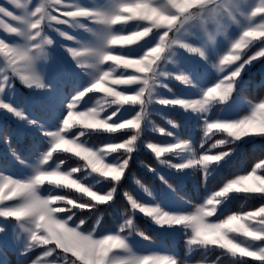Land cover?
Listing matches in <instances>:
<instances>
[{
  "label": "snow or ice",
  "instance_id": "obj_1",
  "mask_svg": "<svg viewBox=\"0 0 264 264\" xmlns=\"http://www.w3.org/2000/svg\"><path fill=\"white\" fill-rule=\"evenodd\" d=\"M248 2L104 0L89 8L76 0H8L16 11L0 6V29L13 37H0V112L36 128L43 138L30 146L29 163L12 133L0 126V142L30 168L29 175L14 178L0 164V253L13 243L23 264H192L188 257L196 254L197 264H249L247 258L264 264V206L230 209L241 198L264 201V97L245 96V75L257 63L264 68V0L251 8ZM64 27L89 37L80 39ZM51 32L76 45L60 47L90 81L83 90L73 85L70 97L54 92L39 68L56 44ZM16 80L33 92L51 94V106L42 105L51 108V128L43 118L29 116L23 102L4 99L14 94ZM162 109L178 111L199 127V149L181 138L180 126ZM230 112L234 118H228ZM154 113L172 130L157 126ZM146 131L170 140L144 141ZM93 133L126 138L94 147L82 139ZM258 141L259 161L250 169L233 168L243 145ZM141 147L156 163L142 166L182 203L165 207L162 191L156 194L134 180L151 202L125 190L124 210L105 226L101 207L115 209ZM73 157L82 163L69 166ZM226 169H233L230 177ZM168 173L197 183L199 202L182 195ZM211 181L216 183L210 187ZM137 213L163 232L182 236L185 259L161 249L137 251V237L155 243L138 227Z\"/></svg>",
  "mask_w": 264,
  "mask_h": 264
},
{
  "label": "rangeland",
  "instance_id": "obj_2",
  "mask_svg": "<svg viewBox=\"0 0 264 264\" xmlns=\"http://www.w3.org/2000/svg\"><path fill=\"white\" fill-rule=\"evenodd\" d=\"M32 2L35 3L36 0H32ZM76 2L84 7L91 8L93 6L102 4L104 0H76ZM256 2L257 0H249L248 7L251 8ZM0 6H5L10 10L16 11L13 6L8 3V0H0ZM3 19L7 23H15L9 18L4 17ZM83 22L87 23V21ZM63 30L83 40H86L89 37V34L87 32L80 29L64 27ZM50 35L55 39L56 44L51 48V58L46 62H41L39 64V68L45 76L46 81L51 85L54 92L58 93L60 90H62L65 96L70 97L71 88L73 85H78L79 89L83 90L85 87L89 86L90 81L85 73L80 72L76 68L75 64L71 60L70 55L67 54L62 47H60L61 44L73 47H75L76 45L71 41L60 38L55 32H51ZM0 37L5 38L6 40L13 39L12 35H6L3 29H0ZM137 50L139 51V49ZM128 71L131 72L132 70L129 69ZM245 79L249 81V86L245 92V96L248 99H259L258 93L261 92L263 95L262 97H264V86H261L264 83V68H261L259 63H257L256 67L252 68L245 75ZM168 83H170V85L177 90L183 88V86L180 85L179 82L169 81ZM160 91L165 96L170 95L164 89H161ZM99 95L102 94H98L93 98V100L89 101V105L94 103L95 99L99 98ZM4 99H10L12 103H15L17 105L23 102L24 110L29 114V116L34 119L43 118V121L49 128H51L53 123L55 122L54 117L51 114V108L49 110H45L42 107V105L45 104L51 106L52 100L51 94L49 93L33 92L31 89L24 87V85L21 84L19 80H16L14 94H12L11 96L6 95ZM85 99H87V97ZM154 107L159 108V106ZM58 110L59 109L57 108V111ZM162 111L167 116V118L173 119L174 122H176L180 126L181 138L191 139L194 142V146L199 149V142L202 137V131L199 129V127H194L192 124L186 123L185 117L178 111H170L168 109H162ZM242 114L243 112H241V115ZM227 116L228 118H234L235 114L230 112L227 114ZM151 120L157 126H162L168 130H172L171 126L167 124L166 119L162 118L159 114L154 113L151 117ZM0 126L7 128L12 133V141L16 145L17 150L29 163H31L32 152L30 146L34 142L43 143V138L41 137L40 132L37 131L36 128L27 126L23 122H17L16 119L11 117L10 115H4L3 112H0ZM116 136L110 137L108 136V134L93 133L92 135L82 139H85L88 145L94 147H102L104 143L109 139L120 140ZM143 140L163 144L170 140V138L163 137L159 133L146 131L143 135ZM260 143L261 142L258 141L255 146L251 145V147H260ZM246 147L247 144L243 145V149L238 154L233 168L239 169L241 167H244L246 159L249 158V155L251 153V150L246 149ZM150 157H153L155 159L154 154L144 147H141L140 150H138V152L134 154L133 161L131 162L130 169L127 173L128 179L123 181V186L121 187L119 195L116 198L115 209H108L107 211H105V206L101 207V213H103L104 215L103 223L105 226H111L113 224V216L116 214L117 210L121 212L124 210L126 200L123 198V192L125 190L132 191L135 195H138V197L143 202H151V198L142 193V191L139 189V186L134 183V180H140L142 184L152 189L156 194H160L162 191L163 206L172 208L181 205L182 202L178 201L175 195L172 194L166 187H163L155 175H153L142 166L141 162H144L145 164H151L153 167L156 166V163L152 162L150 160ZM74 159H76L78 162H74ZM238 160L240 161L238 162ZM79 163H82V161H80L79 158L76 157H73L72 159L67 161V164L69 166H76ZM0 164L7 165V174L12 175L14 178H22L30 174V168L27 165H21L13 157H11L7 147L2 142H0ZM232 171L233 169H226L225 175L230 177ZM168 175L172 176L171 173H168ZM90 179L91 178H89V180ZM172 179L177 183L178 190L182 195H186L193 201V203L199 202L201 193L198 191L199 186L197 183H194L191 180H181V178L175 176H172ZM215 183L216 181H211L209 186L211 187L212 184ZM258 199L259 198H249L241 200L237 199L231 202L230 208L234 206V202H236L239 203V209L234 211H239L241 209V206L245 207L246 205H253V207L244 208V210H254L258 207L264 206V202L260 205L255 206V204L258 202ZM93 219H89L87 221V230L92 229ZM108 219L111 220V223L107 222ZM135 220L138 227L151 235L153 241H155V243H150L148 241H143L139 237H137L135 242L137 251L143 254L148 252L149 250L161 249L164 251L174 252L178 256V258L181 259V261L185 259L186 246L184 243V238L182 236L163 232V230H161L159 226L155 225L151 220L143 217V214L137 213ZM31 259L32 256H29V262ZM188 259L191 260L192 264H197L198 254L192 255L188 257ZM247 259L259 263L258 261H254L251 258ZM0 264H23V261L19 257V248L15 244L8 243L5 247L4 252L0 253Z\"/></svg>",
  "mask_w": 264,
  "mask_h": 264
},
{
  "label": "trees",
  "instance_id": "obj_3",
  "mask_svg": "<svg viewBox=\"0 0 264 264\" xmlns=\"http://www.w3.org/2000/svg\"><path fill=\"white\" fill-rule=\"evenodd\" d=\"M261 86H264V83L261 85ZM260 86V87H261ZM263 95H262V92L261 93H258V98H260V97H262ZM118 139H121V138H126V137H122L120 134L119 135H117L116 136ZM246 149H250L251 150V153H250V155H249V158L248 159H246V162H245V165H244V167L243 168H245V169H250V167L256 162V161H258L260 158H261V156H262V153H261V151H260V147H257V148H253V147H251V144H247V147H246ZM150 160L152 161V162H155V159L153 158V157H150ZM74 162H78L76 159H74L73 160ZM240 160H238V162H239ZM241 199H243V198H241ZM240 199V200H241ZM264 201H260L259 199H258V202L255 204V206H257V205H260V204H262ZM234 206H232L230 209L232 210V211H234V210H238L239 209V203H236V202H234ZM251 207H253V205H246L244 208H251ZM107 222L108 223H111V220H107ZM249 264H259V263H257V262H253V261H251V260H249Z\"/></svg>",
  "mask_w": 264,
  "mask_h": 264
}]
</instances>
